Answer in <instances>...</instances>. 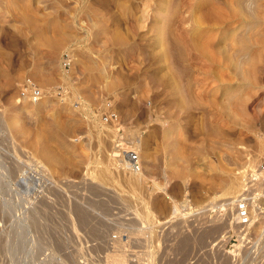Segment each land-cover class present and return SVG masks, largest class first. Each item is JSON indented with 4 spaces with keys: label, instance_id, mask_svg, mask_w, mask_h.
Listing matches in <instances>:
<instances>
[{
    "label": "rangeland",
    "instance_id": "1",
    "mask_svg": "<svg viewBox=\"0 0 264 264\" xmlns=\"http://www.w3.org/2000/svg\"><path fill=\"white\" fill-rule=\"evenodd\" d=\"M0 109V264H264V0H0Z\"/></svg>",
    "mask_w": 264,
    "mask_h": 264
},
{
    "label": "built area",
    "instance_id": "2",
    "mask_svg": "<svg viewBox=\"0 0 264 264\" xmlns=\"http://www.w3.org/2000/svg\"><path fill=\"white\" fill-rule=\"evenodd\" d=\"M67 63V60L63 61L64 66ZM22 90L32 100H37L41 95V89L29 79L26 80ZM103 120L113 123L117 121V117L113 111H110L105 114ZM115 129V136L112 140L108 155L115 167L123 173L139 172L141 160L135 145H132L125 139L123 133L119 132V126H116ZM242 177L244 178L242 187L232 205L236 212L238 224L245 226L249 223L251 214L256 209L257 196L261 192L264 193V160L255 167L248 169ZM252 208L253 210H251Z\"/></svg>",
    "mask_w": 264,
    "mask_h": 264
},
{
    "label": "bare ground",
    "instance_id": "3",
    "mask_svg": "<svg viewBox=\"0 0 264 264\" xmlns=\"http://www.w3.org/2000/svg\"><path fill=\"white\" fill-rule=\"evenodd\" d=\"M2 106H3V105H2ZM3 108H4V107H3ZM3 108H2V109H3ZM0 110H1V109H0ZM3 110H5V109H3ZM9 111H10V110H9ZM9 111H7V112H9ZM0 113H1V112H0ZM4 113H5V111H4ZM9 113H12V112H9ZM1 114H3V112H2ZM13 114H14V113H13ZM5 115H6V113H5ZM5 115H4V116H5ZM4 116H3V117H4ZM7 117H9V118L11 119L10 116H7ZM7 117H6V118H7ZM9 118H7V121H8ZM12 118H13V117H12ZM10 119H9V120H10ZM13 119H14V118H13ZM11 120H12V119H11ZM11 120L8 121V123L13 121V120H12V121H11ZM2 122H3V121H2ZM16 122H17V120H16ZM16 122H15V123H16ZM12 123H13V125H14V122H12ZM3 125H4V124H3ZM3 125H2V126H3ZM7 125H8V124H7ZM9 125H11V123H9ZM9 125H8V129L12 128V127H10ZM13 125H12V126H13ZM19 125H20V124H19ZM15 126H17V124H16ZM15 126H13L12 130L16 128ZM3 127H4V126H3ZM3 127H1V128H3ZM22 128H23V127H22ZM16 129H17V128H16ZM18 129H19V128H18ZM18 129H17V130H18ZM20 129H21V128H20ZM23 129H24V128H23ZM17 130H16V131H17ZM5 131H6V129H5ZM18 131H20V130H18ZM25 132H26V131H25ZM10 133H11V132H10ZM16 133H17V132H16ZM16 133H15V134H16ZM19 133H20V132H19ZM22 133H23V132H22ZM26 133H27V132H26ZM5 134H7V133H5ZM12 134H13V133H12ZM0 135H1V134H0ZM19 135H20V134H19ZM24 135H25V134H24ZM28 135H29V133H28ZM28 135L26 134V137H27ZM37 135H38V134H37ZM16 136L18 137V135H14V137H16ZM1 137H3V136H1ZM5 137H6V136H5ZM21 137H22V135H21ZM21 137H20V139H21ZM26 137H25V138H26ZM31 137H32V136H31ZM31 137H30V138H31ZM3 138H4V137H3ZM8 138H9V136H8ZM32 138H34V137H32ZM41 138H42V137H41ZM5 139H6V138H5ZM18 139H19V137H18ZM18 139H17V140H18ZM26 140H27V138H26ZM7 141H9V140H7ZM12 141H13V140H12ZM27 141H29V140H27ZM24 142H25V141H24ZM33 142H34V139H33ZM38 142H39V141H38ZM2 143H6V142H2ZM18 143H19V142H18ZM21 143H22V142H21ZM26 143H28V142H26ZM29 143H31V142H29ZM35 143H36V142H35ZM35 143H33V144H35ZM39 143H40V142H39ZM8 144H10V143H8ZM5 145H6V144H5ZM15 145H16V142H15ZM28 145H29V144H28ZM30 145H31V144H30ZM30 145H29V146H30ZM40 145H41V144H40ZM7 146H8V145H7ZM9 146H10V145H9ZM19 146H20V145H19ZM21 146H23V143H22ZM26 146H27V145H26ZM44 146H45V145H44ZM31 147L34 148L32 145H31ZM31 147H30V148H31ZM35 147H36V146H35ZM40 147H41V146H40ZM42 147H43V146H42ZM17 148H18V147H17ZM22 148H23V147H22ZM22 148H20V149H22ZM32 148H31V149H32ZM37 148H39V147L37 146ZM44 148H45V147H44ZM15 149H16V148H15ZM20 149H19V150H20ZM31 149H30V150H31ZM39 149H40V148H39ZM42 149H43V148H42ZM42 149H41V150H42ZM25 150L27 151V149H25ZM261 150L264 151V141L261 143ZM20 151H21V150H20ZM34 151H35V150H34ZM27 152H29V151H27ZM31 152H32V151H31ZM40 152H41V151H40ZM42 152H44L43 154H46V155H43V156L46 157V159H44L45 157H42L43 160H45L46 162H47V160H50L51 156H50V157L47 156V152H48V151L46 150V152H45V151H42ZM42 152H41V153H42ZM37 153H38V151H37ZM41 153H40V154H41ZM38 154H39V153H38ZM41 155H42V154H41ZM49 155H50V154H49ZM39 156H40V155H39ZM47 157H49V158L47 159ZM42 158H41V159H42ZM13 161H14V160H13ZM7 162H9V161H7ZM48 162H50V161H48ZM13 164H14V162H13ZM13 164H12V166H13ZM46 164H47V163H46ZM49 164H50V163H49ZM16 165H17V164H16ZM9 166H10V165H9ZM49 166H50V165H49ZM16 167H17V166H16ZM5 168H7V167H5ZM8 169H10V168H8ZM15 169H16V168H15ZM15 169H14V170H15ZM5 170H7V169H5ZM10 170H11V169H10ZM8 171H9V170H8ZM10 172H11V171H10ZM10 172H9V173H10ZM13 172H14V171H13ZM103 172H105V171H103ZM7 173H8V172H7ZM9 175H12V173L9 174ZM136 175L139 176V174H138L137 172H136ZM136 175H135V176H136ZM12 176H13V175H12ZM135 176H134V177H135ZM138 176H136V177H138ZM10 177H11V176H10ZM140 177H141V175H140ZM138 179H139V178H138ZM20 181H21V180H20ZM18 182H19V181H18ZM49 182H50V181H49ZM49 182H48V183H49ZM51 183H52V182H51ZM53 185H54V184H53ZM241 186H242V184H241V179H240L239 177H237V176H234L233 178H231V179L229 180L228 184L225 186L224 192H225V194H228V195L231 194L230 199H231V198H234V197L237 196V194L235 195V193H237L236 191H239ZM55 187H57V186H55ZM53 188H54V187H53ZM58 188H59V187H58ZM55 189H56V188H55ZM59 189H60V188H59ZM59 189H58V190H59ZM232 200H234V199H232ZM231 202H232V201H231ZM212 206H214V205H212ZM78 209H79V207H78ZM174 210L176 211V209H174ZM79 211H82V210L80 209V210H78V212H79ZM79 217H80L79 219H81V221H82V220L84 221V219H86V218H84L85 215H84L83 212H81V213L79 214ZM115 239H116V238H115ZM117 241H118V240H117ZM117 241H116V242H117ZM119 242H121V241H119ZM119 244H121V243H119ZM117 245H118V244H117ZM117 248H118V247H117ZM113 249H114V248H113ZM126 249H127V248H126ZM127 250H128V249H127ZM130 250H131V249H130ZM134 250H135V249H134ZM136 251H137V250H136ZM118 252H119V251H118ZM131 252H132V251H131ZM122 253H123V252H122ZM135 253H136V252H135ZM116 254H117V252H116ZM120 255H121V253H120ZM117 256H118V255H116L115 257H117ZM124 256H125V255H124ZM124 256L122 255V257H121V256H120V257L123 258ZM133 256H136V255H133ZM120 257H119V258H120ZM133 258H134V257H133ZM136 258H137V256H136ZM134 259H135V258H134ZM117 261H118V260H117ZM135 261H136V260H135ZM136 262H137V261H136ZM138 263H139V262H138Z\"/></svg>",
    "mask_w": 264,
    "mask_h": 264
}]
</instances>
